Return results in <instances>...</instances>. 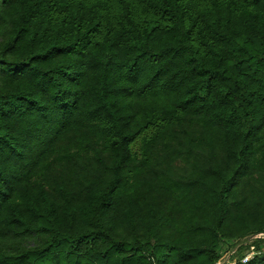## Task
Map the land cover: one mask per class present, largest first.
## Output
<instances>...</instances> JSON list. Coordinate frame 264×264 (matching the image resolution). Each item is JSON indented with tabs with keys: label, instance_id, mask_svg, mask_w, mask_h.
I'll list each match as a JSON object with an SVG mask.
<instances>
[{
	"label": "trees",
	"instance_id": "1",
	"mask_svg": "<svg viewBox=\"0 0 264 264\" xmlns=\"http://www.w3.org/2000/svg\"><path fill=\"white\" fill-rule=\"evenodd\" d=\"M261 234L264 0H0V264H215Z\"/></svg>",
	"mask_w": 264,
	"mask_h": 264
},
{
	"label": "rangeland",
	"instance_id": "2",
	"mask_svg": "<svg viewBox=\"0 0 264 264\" xmlns=\"http://www.w3.org/2000/svg\"><path fill=\"white\" fill-rule=\"evenodd\" d=\"M259 239L263 241L259 243V249L253 246H249L253 241ZM220 246L221 247L219 254L221 258V263H224V261L230 262V259L233 262H237L247 256L252 259L254 255L259 254L260 251L264 250V236L261 234L239 244H236L234 241H232L230 243H223Z\"/></svg>",
	"mask_w": 264,
	"mask_h": 264
},
{
	"label": "built area",
	"instance_id": "3",
	"mask_svg": "<svg viewBox=\"0 0 264 264\" xmlns=\"http://www.w3.org/2000/svg\"><path fill=\"white\" fill-rule=\"evenodd\" d=\"M249 260H250V257L247 256V257H244L240 261H237V262H240V263L244 264V263H247ZM220 261H221V258L217 262H215V264H236L237 263L236 261H234V262L231 261V259H230V262L229 261H224V263H221Z\"/></svg>",
	"mask_w": 264,
	"mask_h": 264
}]
</instances>
